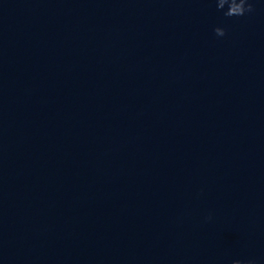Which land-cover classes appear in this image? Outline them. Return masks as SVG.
Here are the masks:
<instances>
[{
    "label": "clouds",
    "instance_id": "9594fccd",
    "mask_svg": "<svg viewBox=\"0 0 264 264\" xmlns=\"http://www.w3.org/2000/svg\"><path fill=\"white\" fill-rule=\"evenodd\" d=\"M217 11L223 13L227 18L242 17L255 11L253 0H214ZM217 37H224L226 29L221 26L214 28ZM208 219H211L209 216ZM231 264H255L252 259H234Z\"/></svg>",
    "mask_w": 264,
    "mask_h": 264
}]
</instances>
